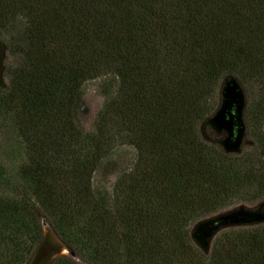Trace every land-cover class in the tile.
I'll return each instance as SVG.
<instances>
[{
	"label": "trees",
	"instance_id": "trees-1",
	"mask_svg": "<svg viewBox=\"0 0 264 264\" xmlns=\"http://www.w3.org/2000/svg\"><path fill=\"white\" fill-rule=\"evenodd\" d=\"M17 19L21 35L0 40V116L23 159L0 164V264H30L44 224L68 251L48 264H264V222L209 251L190 235L233 198L264 202V0H0V28ZM99 78L87 131L84 86ZM229 78L256 91L234 154L205 123ZM113 125L133 148L114 207L92 186Z\"/></svg>",
	"mask_w": 264,
	"mask_h": 264
},
{
	"label": "rangeland",
	"instance_id": "rangeland-1",
	"mask_svg": "<svg viewBox=\"0 0 264 264\" xmlns=\"http://www.w3.org/2000/svg\"><path fill=\"white\" fill-rule=\"evenodd\" d=\"M22 21L17 19L10 23L4 28H0V40L7 39L10 37H18L21 35L22 31ZM6 54V53H5ZM5 54L0 49V65L5 61ZM1 74V66H0ZM103 78L89 81L84 86V97L80 113L81 125L84 130L91 131L93 129V122L95 120L96 114L101 108L104 102V95L102 93L101 84ZM223 85V84H222ZM241 87V86H240ZM221 90L219 92V103L213 112V114L219 109L221 104ZM243 93L244 107L242 111V121L244 125V137L247 127L245 126V112L249 104L253 103L256 96L255 88L244 89L241 87ZM237 104L233 103L230 110L225 114L226 118H232L235 116V110ZM212 114V115H213ZM211 115V116H212ZM211 116L209 118H211ZM209 118L206 120V125L210 126L215 135L221 137L219 145L221 149L228 153L234 154L230 151L231 146L226 147L223 142L229 137L230 132L227 129H217L208 124ZM109 131L113 139H111V146L113 155L108 157L106 161L103 162L102 166L94 174L92 179V186L96 196L101 199L108 206H116L119 203L118 194L115 189V184L121 175L122 170L126 169L127 166L124 163V157H131L133 153V148L128 144L127 135L124 131L113 125ZM206 134V132L204 133ZM243 137V139H244ZM243 144V140H242ZM242 144L240 150L242 149ZM23 149L22 141L16 135L13 129V123L11 117H6L5 114L0 116V164L4 168H10L12 166L18 165L23 159ZM2 189V188H0ZM5 190V189H2ZM258 202V201H257ZM253 204V203H252ZM264 222V202L262 204H257L256 202L251 205L247 203L244 197L238 196L233 198L227 206L223 207L219 211L203 215L202 217L196 218V221L190 227L191 239L195 245L201 251H209L211 246V241L213 236L220 231H224L230 228L249 226L254 224H261ZM44 236H46L50 230L49 227L44 224ZM45 240V237L43 241ZM66 248V247H65ZM67 250V249H66ZM61 255L68 254V251L62 250Z\"/></svg>",
	"mask_w": 264,
	"mask_h": 264
},
{
	"label": "water",
	"instance_id": "water-1",
	"mask_svg": "<svg viewBox=\"0 0 264 264\" xmlns=\"http://www.w3.org/2000/svg\"><path fill=\"white\" fill-rule=\"evenodd\" d=\"M233 103L237 104L235 116L226 118V113L230 110ZM244 107L243 93L239 83L229 78L224 81L221 90V104L219 109L209 118L208 124L217 129H227L230 132L229 137L223 142L227 148L231 146L232 153H238L244 137V125L242 121V111ZM50 230V229H49ZM45 240L38 248L30 264H48L53 258L61 255V251L66 248L57 239V237L50 232L44 236Z\"/></svg>",
	"mask_w": 264,
	"mask_h": 264
},
{
	"label": "bare ground",
	"instance_id": "bare-ground-1",
	"mask_svg": "<svg viewBox=\"0 0 264 264\" xmlns=\"http://www.w3.org/2000/svg\"><path fill=\"white\" fill-rule=\"evenodd\" d=\"M64 250V249H63Z\"/></svg>",
	"mask_w": 264,
	"mask_h": 264
}]
</instances>
